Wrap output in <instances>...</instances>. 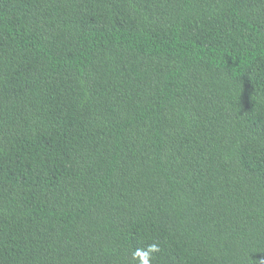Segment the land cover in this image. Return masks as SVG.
<instances>
[{"label":"trees","instance_id":"obj_1","mask_svg":"<svg viewBox=\"0 0 264 264\" xmlns=\"http://www.w3.org/2000/svg\"><path fill=\"white\" fill-rule=\"evenodd\" d=\"M261 264L264 0H0V264Z\"/></svg>","mask_w":264,"mask_h":264},{"label":"clouds","instance_id":"obj_2","mask_svg":"<svg viewBox=\"0 0 264 264\" xmlns=\"http://www.w3.org/2000/svg\"><path fill=\"white\" fill-rule=\"evenodd\" d=\"M160 252L158 243L148 244L146 248H136L132 251L131 256L136 264H154L157 259L156 254ZM264 264V260L261 261Z\"/></svg>","mask_w":264,"mask_h":264}]
</instances>
